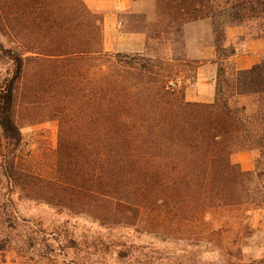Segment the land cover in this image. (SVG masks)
Wrapping results in <instances>:
<instances>
[{
  "label": "trees",
  "instance_id": "obj_1",
  "mask_svg": "<svg viewBox=\"0 0 264 264\" xmlns=\"http://www.w3.org/2000/svg\"><path fill=\"white\" fill-rule=\"evenodd\" d=\"M9 1V13L3 17L0 11V39L7 40H0V58L10 67L0 82V185L5 189L0 192V264H98L78 256L76 237L63 235L60 240L52 224L44 226L43 220L23 214L22 201L81 215L110 231L134 227L146 209L156 211L160 221L165 198L172 195L201 206L210 200L217 207L249 202L256 170L264 166V59L248 70H236L229 63L236 50L226 32L240 28L251 39L264 40V0H153L156 21L136 31L149 32L161 44L180 45V52L172 49L169 59L103 51L102 28L95 20L81 50L75 36L78 23L93 17L83 0ZM67 5L78 12L70 20L56 14ZM21 10H30L29 21L38 29L35 47L29 50L11 41ZM202 21L211 26L217 65L209 104L185 100V88L195 82V74L182 77L177 86L174 81L180 77L171 65L195 64L199 69L201 62L181 54V28ZM31 58L46 63L53 83L68 80L66 99L77 78H83L78 72L85 61L99 75L94 86L100 96L90 105L65 102L68 110L84 105L91 111L57 119L54 176L38 181L45 189L22 183L14 166L21 143L15 119L25 64ZM62 62L69 74L55 72ZM241 97H254V108L232 105ZM252 150L260 153L254 172L230 162L232 154ZM230 187L241 195L238 201L229 197ZM79 206L81 211L74 209ZM123 246L112 250L119 261L128 257Z\"/></svg>",
  "mask_w": 264,
  "mask_h": 264
},
{
  "label": "rangeland",
  "instance_id": "obj_2",
  "mask_svg": "<svg viewBox=\"0 0 264 264\" xmlns=\"http://www.w3.org/2000/svg\"><path fill=\"white\" fill-rule=\"evenodd\" d=\"M136 1L139 2L136 7L138 13L118 15L125 32H134L142 28L145 23L152 24L156 21L154 1ZM10 9L9 0H0V11L3 17H5V13H9ZM89 11L93 16L92 20H81V23H78L80 33H75L81 50L85 47L86 33L91 31L89 26L92 21L95 20L102 28L103 12ZM77 13L69 5L56 11V14L64 16L63 18L67 20L72 19ZM29 15H31L30 10H21L17 14L19 24L14 27V31L12 30L14 35L11 41L17 43L22 50L35 47L34 43L39 36L35 24H31L29 21ZM186 25H192V29L188 33L185 30ZM186 25L181 28V44L183 46L181 54L186 60H191L189 48L192 47L197 51L206 46L213 47V35L207 21ZM5 32L8 34L9 31L5 30ZM226 33L227 42L229 44L230 41L236 54L242 53L245 49L242 42L251 40L244 29H240L241 36L239 37H230L229 29ZM146 34L147 47L145 52L139 55L169 59L172 49L174 52H180V45L161 44L158 40L153 39L149 32ZM195 37L197 41L194 39ZM0 40L7 41L3 38ZM101 48L103 49V46ZM108 53L116 54L115 52ZM28 56L30 57V55ZM32 60L33 58L26 61L25 64L20 107L15 119L20 129L21 143L15 150L14 166L16 173L21 176L22 183L26 181L27 185L29 182H35L41 189H45V185L39 184L38 181L46 178L53 179L54 176L57 158V119L61 120V117L64 116H68L69 119V114L72 115L76 112L77 115H82L86 114L87 110L91 111L88 108L86 110L84 105L80 108L76 105L68 110L69 105L65 102L68 99V101L76 100L80 104L90 105L92 99H97L100 96V92L96 89L97 86H94V80L99 75L95 74L98 71L94 73V69L89 70L90 64L85 61L81 66L83 69H79L80 72H78L83 75V78L82 76L76 77L79 83L76 88L72 85L70 95L66 99L65 94L69 90L66 86L68 80L66 81L63 77L57 83H53L49 76L51 71L48 69L49 67L47 68L46 63H36ZM229 63H231V59ZM65 65H67L66 62L55 65V72L63 75L69 74L67 70L70 69L63 68ZM171 65L173 71L180 77L174 81L177 86L181 85L182 77L185 76L195 74L194 81H196L198 69H195V64L189 66L184 64L185 67L182 63L173 62ZM9 68L7 61L0 58V82L7 76ZM215 71H217V65H215ZM188 86L190 84L186 87ZM232 105H244L253 109L255 98H236ZM242 154L248 155L252 161V168L249 171L243 170L241 166V163L247 160L241 158ZM259 156L260 153L257 150L237 152L231 155L230 162L237 165L243 172H254ZM256 174L258 177H254L252 187L255 194H251L249 202L244 205L217 207L210 200L205 206H201L200 204L183 203V198L175 199L172 195L165 198L166 205L161 213L160 221L157 219L156 211L146 209L140 213V220L134 227L123 230L110 231L81 215L66 214L63 212L64 210H60L62 213H58L45 205H35L28 201H22L19 204L22 213L27 217H31L35 221L43 220L44 226L52 224L56 227L60 240L63 239V235L76 237V240L78 239L80 242L77 247L80 249L77 253L78 256L88 257L98 261V264H264V166L256 170ZM1 191L4 192L5 189H2L0 185ZM10 191L15 193L17 190L10 189ZM240 196L235 188H229V197L232 201H238ZM252 197L255 198V201L252 200ZM257 197L261 202L259 204L256 203ZM178 199L179 202L175 203L174 200ZM81 208V206L74 207L78 211H81ZM119 235L122 237H118ZM118 244H123L128 253V257L124 261L115 259L112 253L114 245Z\"/></svg>",
  "mask_w": 264,
  "mask_h": 264
},
{
  "label": "crops",
  "instance_id": "obj_3",
  "mask_svg": "<svg viewBox=\"0 0 264 264\" xmlns=\"http://www.w3.org/2000/svg\"><path fill=\"white\" fill-rule=\"evenodd\" d=\"M91 11H102V46L104 51L115 53H138L145 52L147 47V34L142 31L125 32L123 24L118 15L124 13H138L136 10L138 1L131 0H84ZM192 25H186V33L192 29ZM230 37L241 36L240 28H229ZM196 41V37L194 38ZM244 41V40H243ZM230 43V41H229ZM243 52L235 54L231 58V64L236 70H248L256 65L264 56V40H246ZM191 47V42H190ZM191 60L201 62L198 69L196 81L185 88L184 96L187 102L209 104L214 99L215 87V49L206 46L200 50L189 48ZM241 158L249 159L248 155L242 154ZM241 163L243 170L249 171L252 168V161Z\"/></svg>",
  "mask_w": 264,
  "mask_h": 264
}]
</instances>
